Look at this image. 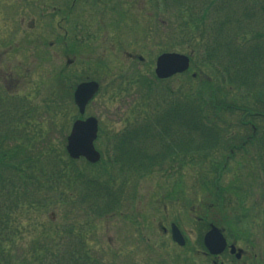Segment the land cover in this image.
I'll list each match as a JSON object with an SVG mask.
<instances>
[{"label": "rangeland", "instance_id": "obj_1", "mask_svg": "<svg viewBox=\"0 0 264 264\" xmlns=\"http://www.w3.org/2000/svg\"><path fill=\"white\" fill-rule=\"evenodd\" d=\"M13 1L16 0H0V89L9 92L8 101L16 95L15 100L30 111L21 119L25 122L20 124L24 137L31 138L37 149L50 146L51 155L59 159L66 150L72 123L80 116L73 100L74 87L82 79H94L101 87L82 117L91 115L98 119L95 146L102 153L99 162L79 158L75 166H67L63 193L57 190L62 194L61 201L55 196L47 207L34 209L29 217L33 222L24 220L28 230L15 244L14 252H29L33 241L39 243L43 231L57 236V231L67 229L71 235L84 234L106 263L191 264L197 260L193 258L204 261L207 251L201 235L205 224L212 222L223 228L236 246L244 248L245 254L238 260L229 251L217 257L209 255L210 264H264V233L260 231L264 227V162L257 164L261 150L256 142L262 135L264 114L241 127L240 113H228L221 126L230 133H224L222 143L208 155L181 156L175 164L168 161L158 170L133 172L126 179L118 175L120 163L114 161V140L129 130L140 129L142 126L137 123L150 107H156L154 100L144 96L147 87L138 79L152 78L155 89L162 85L173 89L187 85L188 90H195L205 78L208 69L201 67L198 71L193 62L165 83L153 78L161 52L191 54L194 45L180 43L177 24L182 22L174 19L175 22L168 20L162 25V13L146 0H81L76 7L69 5L62 10L61 17L48 10L55 18L46 15L47 21L38 23L37 19L32 27L23 18L28 14L29 0H17V7ZM37 1L63 4L68 0ZM57 19L61 27L58 30L52 27ZM75 22L79 24L77 30ZM70 100L73 106L67 109ZM252 124L258 133L254 137L257 144L251 136L247 139ZM140 139L143 154L164 150L159 140L153 141L147 134ZM233 146L237 149L232 150ZM164 168L167 169L163 172ZM78 169L101 178L112 175L113 187L124 189L116 210L99 215L86 210L88 201H77V205L71 202L75 209L63 202L67 197L64 190L70 196L76 195L74 183L79 179L74 178V170L79 172ZM247 219H252L253 225L245 240L236 234V226L239 220ZM172 222L183 231L186 245L173 241ZM36 227L38 233L34 231ZM238 228L239 232L244 231L243 223ZM64 242L70 246L69 237Z\"/></svg>", "mask_w": 264, "mask_h": 264}, {"label": "trees", "instance_id": "obj_2", "mask_svg": "<svg viewBox=\"0 0 264 264\" xmlns=\"http://www.w3.org/2000/svg\"><path fill=\"white\" fill-rule=\"evenodd\" d=\"M146 1L153 2L155 10L162 13L161 18L166 19L161 20L162 25L168 20L175 22L174 19L182 22L177 24L180 43L194 45L191 62L199 67L198 71L201 67L208 70L195 90H188L187 85L178 89L162 85L155 89L151 85L152 78L138 79L147 87L144 96L147 100L151 98V102L154 100L156 107L149 104L153 112L148 110L143 118L146 122L142 119L137 123L142 126L140 129L129 130L119 140H114L113 157L120 163L118 175L123 179L133 172L158 170L159 165L168 161L175 164L181 156L195 158L210 154L209 151L222 143L224 133H230L227 128L224 132L223 124L221 126L228 113H240L241 127L264 114V0ZM157 80L165 83V80ZM8 94L7 90L0 89V264H113L98 256L84 234L71 235L67 229L57 231L60 232L57 236L43 231L39 243L33 241L29 252H14L15 244L22 241L24 231L28 230L24 220L32 221L29 217L34 209L47 207L55 196L61 201L62 194L57 190L63 193L67 166H75L77 160L69 157L66 150L58 159L55 154L51 155L50 146L37 149L31 138L26 139L20 124L25 123L21 119L30 111L15 100L16 95L8 101ZM67 104V109L72 108V100ZM255 128L251 127L248 138L251 136L254 143L259 141L256 144L261 151L257 163L262 164L264 126L256 142ZM144 134L153 141L159 140L164 150L141 153L140 138ZM231 148L237 149L236 146ZM78 170H74V178L79 179L74 183L76 195L70 196L64 190L67 197L63 195V202L77 205V201L78 204L88 201L86 210L99 215L116 210L124 189L113 187L112 175L107 171L108 176L101 178L98 174ZM34 231L38 233L39 229L36 227ZM68 237L70 246L64 242ZM193 259L197 260L191 264H210L209 256H204L203 262Z\"/></svg>", "mask_w": 264, "mask_h": 264}, {"label": "water", "instance_id": "obj_3", "mask_svg": "<svg viewBox=\"0 0 264 264\" xmlns=\"http://www.w3.org/2000/svg\"><path fill=\"white\" fill-rule=\"evenodd\" d=\"M190 58L188 55L179 52H164L157 57L155 72L159 78H167L175 73L188 69ZM99 89L95 80L80 82L74 91V100L79 107L81 114L85 112L86 104ZM98 135V120L94 116L78 118L73 124L67 137L66 149L72 158L85 157L90 162H97L100 159V152L96 149L94 141ZM172 236L176 242L183 245L185 238L179 227L173 223ZM204 243L212 254L223 251L226 247V239L220 229L212 225L204 236ZM232 245L231 251L235 252ZM241 250L237 256H240Z\"/></svg>", "mask_w": 264, "mask_h": 264}, {"label": "flooded vegetation", "instance_id": "obj_4", "mask_svg": "<svg viewBox=\"0 0 264 264\" xmlns=\"http://www.w3.org/2000/svg\"><path fill=\"white\" fill-rule=\"evenodd\" d=\"M13 2H15L16 7L20 5V2H18L17 0L13 1ZM79 2H81V0H68L65 3H63V4L59 3L58 1H55V2H51V3L47 4L44 1H40V2L37 3L36 0H29L27 2V4H29V11H28V14L25 15V17H23V18H26V21L27 20L29 21L28 22L29 25H31L33 27V26H35V24H36L35 21H36V19H38L39 15H41L42 18L44 16H46V15H48V16H50L52 18H55V16L53 14H48L47 13L48 10L53 11V13L57 12V15H60V17H61L62 10L66 9L69 5H70L71 8L76 7V5ZM40 3L43 4L42 7L39 5ZM36 8L39 9V10L36 11L37 10ZM45 9H47V11ZM40 11H41V14H40ZM65 24H67V23L65 22ZM53 25H55L56 27L61 28L59 22L58 23L55 22V23H53ZM78 25L79 24L77 22H75L76 30L78 28ZM239 223H243L244 231H242V229H241V232L238 231V229H239L238 228V224ZM252 225H253V220L252 219L251 220L247 219L246 221L239 220L237 222V226H236V234L241 236L242 239L248 240V231L252 227ZM259 229H260L259 227H256V230H259ZM260 231H262L264 233V227H262L260 229ZM237 248L241 249V254L236 260L241 259L243 257V255L245 254L244 248H242V247H240L238 245H237Z\"/></svg>", "mask_w": 264, "mask_h": 264}]
</instances>
